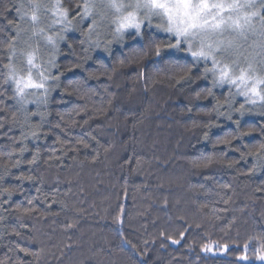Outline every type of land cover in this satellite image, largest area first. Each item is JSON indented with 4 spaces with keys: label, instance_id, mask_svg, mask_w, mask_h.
<instances>
[{
    "label": "trees",
    "instance_id": "16d2710c",
    "mask_svg": "<svg viewBox=\"0 0 264 264\" xmlns=\"http://www.w3.org/2000/svg\"><path fill=\"white\" fill-rule=\"evenodd\" d=\"M19 2L0 0V193L4 189L13 193L8 203H3L7 194L0 195V261L238 264L244 244L250 243L247 255L252 264H259L254 251L259 240L254 238L264 233V171L250 173L253 161L241 159L240 151L264 139L258 130L264 117H244L243 129L255 126L257 131L253 137L234 141L240 151L222 145L214 148L216 140L234 132L235 126L213 110L216 100L207 96L210 81L198 79L202 67L192 69L191 80L177 83L180 67L167 55L163 60L152 55L154 44L168 39L153 27H145L142 39L126 37L123 45L112 44L111 56L89 51L92 59L85 62L88 45L80 40L89 23L81 22L68 33L67 43L60 44L56 62L59 71L78 60L83 68L62 77L47 105L28 109L25 123V113L3 77L6 44L15 35L9 21L20 23L15 11ZM79 2L63 0L73 11ZM42 50L47 59L48 49L42 46ZM120 60L125 61L123 67ZM113 67L118 69L114 74ZM105 68L111 79L102 74ZM89 73L99 78L87 79ZM73 81L79 82L68 89L73 94H65ZM76 88L79 92L73 91ZM214 93L222 102L227 88H216ZM240 103L236 98L235 107ZM37 110L45 113L42 126L39 116L30 115ZM253 111H260L259 106ZM208 123L219 127H213L205 140ZM33 129L41 132L39 139L31 137ZM81 140L88 146L77 143ZM37 151V162L29 164ZM222 153L224 165L197 169L190 163L193 158H219ZM17 161L19 166L14 167ZM228 162L233 167H227ZM22 174L34 179L18 180ZM29 199L35 211L20 215L17 206L30 207ZM118 216L122 222H117ZM181 232L184 238L172 244L168 237L180 239ZM213 244L220 248L202 250Z\"/></svg>",
    "mask_w": 264,
    "mask_h": 264
},
{
    "label": "snow or ice",
    "instance_id": "6c2138e0",
    "mask_svg": "<svg viewBox=\"0 0 264 264\" xmlns=\"http://www.w3.org/2000/svg\"><path fill=\"white\" fill-rule=\"evenodd\" d=\"M15 11L20 23L9 21L15 35L11 36L6 44L7 63L4 64L3 77L5 84L12 85V98L25 113V123L29 119L27 104L47 105L51 92L61 87L62 77L66 73H75L77 69L83 68V64L78 60L67 66L64 71H59L56 57L60 52V44L67 43L68 33L76 30L85 20L90 21L87 30L82 32L84 39L80 40L81 45H88L84 49L85 62L92 59L87 55L89 51L100 50L111 56L112 44L123 45L126 37L142 39L145 27H155L157 31L167 34L168 39L155 43L152 55L158 60H163L167 55L180 67L177 83L191 80L192 69L202 67L203 71L198 79L210 81L211 87L207 89V96L216 100L213 110L217 117L225 116L235 126L234 132L226 133L216 140L214 148L222 145L224 148L240 151L234 148V141L253 137V133L257 131L255 126L243 129L244 117L253 114L264 117V0H80L74 5V11L66 7L63 0H21ZM154 20L157 21L155 24ZM101 35H104L105 39L101 40ZM42 46L48 49L47 59L41 54ZM67 47L71 48L72 45L67 44ZM181 60L184 61L183 65L180 64ZM124 65L125 61L120 60L119 66ZM101 67H104L103 62ZM117 70L113 67L111 73L114 74ZM102 74L107 75L108 79L112 78L107 68ZM139 75L143 77L144 72L141 71ZM98 78L95 73H89L87 77ZM72 83L79 84L78 81L70 82L64 89L65 94H73L68 90ZM225 87L227 95L221 102L215 97L214 89ZM73 91L79 92V88ZM29 97L33 99L29 100ZM200 97L201 93L197 92L196 99ZM237 97L243 98L239 107H235ZM256 106H259L260 111H253ZM30 115L39 116L42 126L45 113L37 110ZM72 123L75 124V121ZM84 123L87 124L88 120ZM55 127L60 128L61 125L57 123ZM213 127L219 125H206L205 140L209 139V132ZM258 130L264 135V124H260ZM22 135L24 139H28V134ZM30 135L39 139L41 132L33 129ZM57 142H60L59 138ZM77 143L88 146L82 140ZM244 147L247 151H240L241 159L251 158L253 161L249 172L254 174L258 169L264 171V139L251 147ZM25 151L26 146L21 148V155ZM38 156L37 151L28 163L35 164ZM223 156V153L219 158L215 155L201 156L193 158L190 163L197 169H209L214 165H224ZM18 166L19 161L14 167ZM226 166L233 167V162H228ZM17 179L32 181L34 178L22 174ZM0 180H3L2 176ZM221 187L227 188L228 185ZM36 191L41 190L37 188ZM4 193L7 194L8 200L3 203H8L13 193L4 189L0 195ZM44 198L47 199L46 196ZM227 202L224 200V203ZM28 204V208L17 206L16 211L20 215L31 214L35 211L33 200L29 199ZM116 219L117 222H122L121 216ZM16 235L19 236L20 233L17 232ZM179 235L180 239L168 238L172 244H179L185 233L181 232ZM254 239L259 240V247L254 249L255 260L264 264V233ZM250 246V243L244 244L243 254L237 257L238 264H252L247 255ZM213 247L220 248L219 245L213 244L205 245L202 250L211 252ZM223 248L227 251V245ZM19 250L29 254L27 249ZM0 264L3 262L0 261Z\"/></svg>",
    "mask_w": 264,
    "mask_h": 264
},
{
    "label": "rangeland",
    "instance_id": "374dc122",
    "mask_svg": "<svg viewBox=\"0 0 264 264\" xmlns=\"http://www.w3.org/2000/svg\"><path fill=\"white\" fill-rule=\"evenodd\" d=\"M19 1H20V2H19V4H20V3H21V0H19ZM19 4H18V5H19ZM156 22H157V21L154 20L153 23L155 24ZM82 23H83V24H87V23H90V21L85 20V21H82ZM153 29L156 30L155 27H153ZM70 33H72V32H70ZM161 33H163V32H161ZM163 34H164V35H167V34H165V33H163ZM103 36H104V35H101V37H100L101 40H102V38H103V39L105 38V36H104V37H103ZM62 44H63V43H62ZM42 55H43V56L45 55V50H42ZM10 85H11V84H10ZM11 87H12V85H11ZM225 88H227V87H225ZM237 98H239L240 100L243 101V98H242V97H237ZM32 99H33V97H29V100H32ZM36 106H38V105L35 104V103H29V104L26 105L27 110L30 109V108H33V107L35 108Z\"/></svg>",
    "mask_w": 264,
    "mask_h": 264
}]
</instances>
